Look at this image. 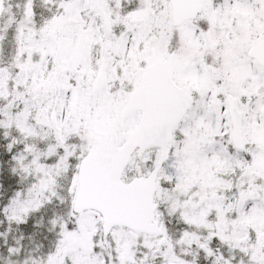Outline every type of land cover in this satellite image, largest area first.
<instances>
[{"label": "snow or ice", "instance_id": "6c2138e0", "mask_svg": "<svg viewBox=\"0 0 264 264\" xmlns=\"http://www.w3.org/2000/svg\"><path fill=\"white\" fill-rule=\"evenodd\" d=\"M0 264H264V0H0Z\"/></svg>", "mask_w": 264, "mask_h": 264}]
</instances>
